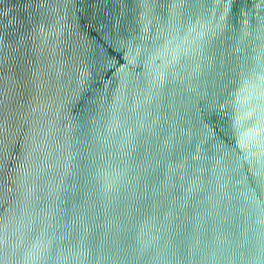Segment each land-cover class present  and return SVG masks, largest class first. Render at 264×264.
I'll use <instances>...</instances> for the list:
<instances>
[{
	"label": "water",
	"instance_id": "1",
	"mask_svg": "<svg viewBox=\"0 0 264 264\" xmlns=\"http://www.w3.org/2000/svg\"><path fill=\"white\" fill-rule=\"evenodd\" d=\"M0 264H264V0H0Z\"/></svg>",
	"mask_w": 264,
	"mask_h": 264
}]
</instances>
